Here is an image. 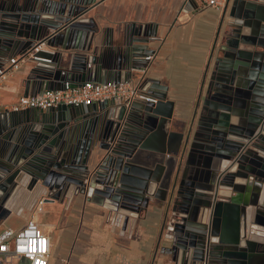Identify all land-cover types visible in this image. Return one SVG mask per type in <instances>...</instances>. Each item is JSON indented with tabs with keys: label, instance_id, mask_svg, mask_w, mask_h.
Returning <instances> with one entry per match:
<instances>
[{
	"label": "water",
	"instance_id": "1",
	"mask_svg": "<svg viewBox=\"0 0 264 264\" xmlns=\"http://www.w3.org/2000/svg\"><path fill=\"white\" fill-rule=\"evenodd\" d=\"M96 4L47 0L16 9L0 0V66L8 52L28 55L40 42L54 48L36 53L49 61H35L23 95L87 81L120 82L123 69L140 68L126 62L122 69L116 60L68 52L84 47L85 38L96 32L93 19L82 17ZM233 8L247 19L246 44L261 51L238 52L226 69L225 84L213 83L216 95L220 87L228 95L204 102L203 113L213 127L209 145H199L197 137L190 141L189 135L182 141V133L170 131L164 145L153 146V138L171 120V102L161 93L152 94L155 103L137 101L129 107L104 100L2 111L0 212L29 179L47 188L48 202L83 190L126 214L153 199L159 206L164 203L159 239L173 259L177 255L178 264H264V5L233 0ZM142 35L139 43L151 34ZM145 84L164 90L152 79ZM199 148L205 157L197 164L190 157ZM91 149L99 150V161L89 169ZM249 178L256 181L252 192Z\"/></svg>",
	"mask_w": 264,
	"mask_h": 264
},
{
	"label": "crops",
	"instance_id": "2",
	"mask_svg": "<svg viewBox=\"0 0 264 264\" xmlns=\"http://www.w3.org/2000/svg\"><path fill=\"white\" fill-rule=\"evenodd\" d=\"M6 1L18 9L47 0ZM249 1L264 5V0ZM82 17L93 19L96 32L85 38L84 47L69 48L68 52L94 55L106 62L116 60L122 69L126 62L136 63L140 68L120 72L121 81L131 82L151 96L161 93L171 102V120L153 138V146L164 145L170 131L182 133V141L189 135L190 141L197 137L199 145H209L206 140L213 136V127L203 113L208 106L204 102H220L228 95L221 87L216 95L213 83L225 84L222 79L229 75L226 69L238 59V52L261 51L246 44L247 19L233 8V0H228L222 10L197 0H97ZM142 33L151 35L139 43L145 38ZM135 51L139 56L132 55ZM11 57L17 58L16 66L10 64ZM34 65L26 53L8 52L0 66V70H7L0 80V102H12L24 94V81ZM149 79L164 90L147 87L145 80ZM113 115L112 111L110 117ZM200 149L190 157L197 164L205 157ZM98 151L91 149L95 154L87 162L89 169L99 161ZM249 181L252 192L256 181ZM40 184V180L32 183L29 179L15 190L4 206L5 212H0V229L20 228L29 218L35 219L50 240L48 264H178L177 255L173 259L167 244L159 239L164 203L159 206L151 199L147 207L125 214L106 199L83 190L48 202L49 191Z\"/></svg>",
	"mask_w": 264,
	"mask_h": 264
},
{
	"label": "built area",
	"instance_id": "3",
	"mask_svg": "<svg viewBox=\"0 0 264 264\" xmlns=\"http://www.w3.org/2000/svg\"><path fill=\"white\" fill-rule=\"evenodd\" d=\"M197 1L217 10H222L228 2V0ZM39 51L54 50L46 49L45 43L40 42L27 56L34 61H49L48 58L37 55ZM9 62L12 67L16 66L17 58L11 57ZM6 72L7 70H0V80L5 77ZM104 100H118L126 107L137 101L154 103L157 101L156 98L128 81H107L105 83L87 81L80 87H69L65 84L64 89L60 90H45L36 95H19L12 102H0V113L27 108L48 109L59 105H90L93 102ZM41 241H43V250L40 247ZM49 255V237L35 219L29 218L20 228L0 229V264H48Z\"/></svg>",
	"mask_w": 264,
	"mask_h": 264
},
{
	"label": "clouds",
	"instance_id": "4",
	"mask_svg": "<svg viewBox=\"0 0 264 264\" xmlns=\"http://www.w3.org/2000/svg\"><path fill=\"white\" fill-rule=\"evenodd\" d=\"M40 247H41V250H43V241L40 242Z\"/></svg>",
	"mask_w": 264,
	"mask_h": 264
}]
</instances>
